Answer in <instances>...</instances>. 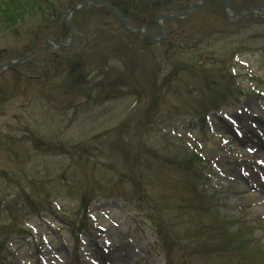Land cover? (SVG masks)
<instances>
[{"label": "rangeland", "instance_id": "1", "mask_svg": "<svg viewBox=\"0 0 264 264\" xmlns=\"http://www.w3.org/2000/svg\"><path fill=\"white\" fill-rule=\"evenodd\" d=\"M229 1L236 10L249 4L247 0ZM249 1L264 6V0ZM73 2L82 0H53L52 4L63 7L64 15ZM102 12L101 20L92 12L72 15L70 21L76 32L71 48L39 49L29 61L0 73V243L2 236L10 237V244L0 253V264H103L96 259L92 242L108 244L111 246L108 249L118 242L127 246V257L104 264H205L192 254L191 230L176 209L185 204L196 208L193 202H186L193 197L181 195L182 205L175 201L170 188L167 190L160 183L147 186L153 199L158 200L152 207L163 220L165 234L173 238L167 242L169 251L163 246L162 250L142 203L90 191L96 186L89 188L93 183L91 164L103 162V168L111 172V157L106 153L108 158L102 157L99 161V157L87 155L88 148L74 150L69 146L80 139L92 141L94 137L96 143L108 149L103 140L110 136L105 131L111 129L117 141L126 143L123 140L126 138L131 143L140 136L136 127L145 126L141 119L144 114H150L151 108L158 109L161 119L168 115L173 118L176 112H185L184 109L191 112L189 97H195L206 87L212 91L210 83L219 79L224 84L221 76L229 71L223 67L219 70L215 65L219 63H229L231 70H235L239 82L236 80V84L249 93L240 98L236 109L223 107L225 114H210L207 126H203L201 118L190 119L184 114L176 122L189 124L186 129L204 145L206 159L212 160V165L206 162V168L210 166L213 174L206 173L204 178L208 183L205 195L210 196L207 200L211 213L224 219L223 224L229 226L231 234L242 230L241 227L247 228L253 243L258 241L264 251V136L256 137L257 133L264 135V15H249L230 25L222 10L216 13L208 2L180 21L167 22V28L180 33L179 39L172 41L175 43L142 48L135 35L115 27L112 30L115 18ZM40 13L36 20L30 18L23 24L0 30V53L7 50L20 53L32 46L30 42L39 43L49 37L50 28L47 32ZM42 31L49 35L45 38L40 35L39 39ZM49 52L65 56L78 52L75 58L80 59V65L72 70L73 74L78 70L89 74L92 80L101 81L106 76L112 84L101 86L91 96L85 87L79 90V83L73 82L71 76L65 83L63 74L59 77L49 69L44 74L43 64ZM234 52L240 54L233 59ZM40 57L45 58L38 60ZM165 60H170L172 65H159ZM157 64L161 68L159 79L167 73L177 86L176 96L184 98L180 103L172 104L173 95L170 103H162L155 94H150L154 85L151 75ZM190 64H194L191 70L183 68ZM95 70L105 75H96ZM256 91H260L261 97L254 94ZM254 106L260 110L259 120ZM232 129L244 131L245 137L236 138ZM44 141L62 145L64 153L42 150ZM85 154L89 159L93 157L90 163L77 161L78 156ZM113 171L120 175L118 170ZM121 189L126 197L133 193L129 185ZM82 194L85 203L91 205L87 211L82 208ZM189 207L188 212L196 213ZM207 220H211L209 215ZM82 225L83 229L78 232Z\"/></svg>", "mask_w": 264, "mask_h": 264}, {"label": "trees", "instance_id": "2", "mask_svg": "<svg viewBox=\"0 0 264 264\" xmlns=\"http://www.w3.org/2000/svg\"><path fill=\"white\" fill-rule=\"evenodd\" d=\"M106 1L118 7L124 14L130 16L131 18V12L146 14V11L147 18L149 19L152 18L154 13L163 6L167 8L171 5L169 4L168 0ZM172 1H176L180 3V5L185 3L181 6L183 7L186 5L187 0ZM208 2L212 3L216 13H219V9L222 10L219 0H208ZM247 2H249V4H247L248 6L251 5V1L247 0ZM52 3L53 0H0V30H5L18 24H23L25 21H27V19L30 18L35 17L34 19L36 20L38 12L41 11L39 17L43 22H45L44 27L46 28L47 32L48 28H50L49 33L51 37L56 39L65 38L68 34L63 24L62 10L64 12V8L60 7L59 4ZM39 4H43L45 7H43V5L42 7H39ZM102 11H105V16L110 15V17L115 18L116 24L112 26V30H114L115 27L116 30H120L126 34V32L123 31L115 13H111L104 8L93 7L82 12V14L86 12H92V15L101 20V13H103ZM80 14L81 13H75L73 17ZM89 23L91 25L95 24V22L92 21H89ZM128 34L133 36V34ZM179 34L180 33L174 37L175 41L179 39ZM40 35L42 37L44 36L45 38L49 34L44 32L40 33L39 39L41 38ZM122 35L125 36L124 34ZM135 37H137V35H135ZM174 40L164 44L172 45V43H175L172 42ZM42 41L43 40H41V42ZM41 42H34L33 44L30 42L32 46L20 53L18 52L13 54L12 52H9V50H4L5 52L2 51L0 53V64L8 59L22 56L31 50V48L41 44ZM140 43L142 48L148 47V39L146 37L141 38ZM77 53L78 52L75 54L68 53L66 56L61 55L60 53V55L56 53L51 54L45 59L43 64V66L45 65V71L43 73L48 74L46 70L49 69L52 70L56 75H59V77L63 74L64 77L62 80L65 83L69 82V76H71L73 82L79 83V90L85 87V92L89 91L88 94H91V96L96 89H101V86H106L108 83L112 84L110 80L109 82L107 81L109 77L106 76L103 77V81H101L100 79L92 80L89 78V74H84L82 71L76 70V73L73 74L72 70L80 65V59L75 58ZM212 54L215 57V53L212 52ZM209 59L210 58L208 57V60ZM165 64L172 65V62H170V60H165V63L159 65L163 66ZM215 65L218 66L219 70L220 67H223V70L229 71L226 76H221V79L224 81L225 85L219 79L216 82L210 83L212 91L206 87V90H203L195 97H189L192 102L191 112H188L186 109H184L185 112H182V110L181 112H176V115L173 116V118L168 115L165 119H161L158 109L151 108L150 114H144L143 119H141L145 126H139L138 128L136 127L138 132L137 135L140 136L136 139H133L131 143L128 142L126 138L123 139L126 143H123L121 140L117 141L114 138V135H116L115 131L114 129H111L105 131V134L110 136L103 140L104 146L108 149H105L99 143H96V139H94V137L92 138V141H84L80 139L78 142L70 144L69 149L72 148L76 150L79 147H83L84 149L88 148L87 155L94 156L96 158L99 157V159H97L99 161H101L102 157H111V159H109L110 167L108 166L111 169V172L103 168V162H99L98 164L96 161L97 164H91V178H93V183L89 188H93V184L96 186L94 187L95 189H90V191L92 193H94L93 191H96L95 195L98 192L103 196H116L125 200H130L133 203H142L146 213H148L147 217L152 220L155 226V230L161 241V247L163 246L167 252L169 251V249H167V242L170 243L173 238L166 236L165 229L162 224L163 220L161 219L159 213L157 212L156 214V211L152 207V204L158 200L153 199L154 196H152L153 194L151 189H146L150 184H152L153 187V185L160 183L163 188L165 187L167 190L170 188L172 193L176 196L175 201L181 203L182 205L183 197L181 195L187 194L188 196H191V198L193 197V200L189 201L188 199L186 202H193L196 208H191L188 204H185L183 206L176 207V209L179 212V218L185 217L184 222L187 224L186 226H188L187 229L191 230L193 238L192 242L194 244L192 247V251L194 252H192V254L195 253V255L200 257L205 264H264V251L262 250V246L260 243H258V241L253 243L251 231H248L247 228L244 229L241 227L240 229L245 231L239 230L236 234H231L228 232L229 226L223 224L224 219H219L217 214L213 215L211 210H209V199L207 200V198H210V196L205 195L207 183L204 181L205 174L210 172V170L206 168V162L208 164L209 160L203 156V152L198 149L197 145H191L186 133L183 131H181V133L178 132V125L174 123V120L181 114L199 117L203 123L208 112L218 110L225 103H229L230 98L236 99L238 95L243 93L244 90L239 86V84H236V80L237 83H239L237 76L235 73L227 69L230 64L219 63ZM156 66H158V64ZM196 66L198 67L199 64H196ZM192 67H194V64L187 65V68L184 66L183 68L185 70H191ZM111 68L112 67H110V69ZM96 70L100 71L99 68ZM98 71H96V75L100 74V72L99 74L97 73ZM107 73H109V71ZM160 73L161 68L158 66L154 71V75H151L154 79V85H152L151 89L149 90L150 94H155L158 99L162 100V103H170V98L172 95L174 97L172 104H174V102H179V100L183 101L184 98L176 96L179 90L176 89V85L172 84L173 80L168 77L167 73L159 79L158 75ZM100 75L103 76L105 73ZM235 84L238 87H235ZM156 88L158 89L156 90ZM155 92L158 94L156 95ZM79 93H81V91ZM187 95L188 92L186 96ZM96 97L98 98V94ZM75 108H77V106ZM166 120L169 121L167 122ZM185 128L186 127H183L181 130H184ZM143 137H145V140H143ZM42 145V150H50L53 153H64L62 145H58L56 142H52L50 145L48 141H44ZM66 152L71 153V151H68V149ZM106 153L108 157L106 156ZM87 155L85 154V156H78L77 161L82 162L83 164H86V162L90 163V159L93 157H90L89 159ZM82 156H84V158H81ZM111 166L114 169L111 168ZM113 170H118L120 175L115 173ZM83 180L88 181L86 178H83ZM83 180L80 181L81 184L83 183ZM120 183L124 186L129 185L133 190V193L130 197L129 195L126 197L124 193L122 194L123 189H121V187L124 188V186H122ZM80 198L82 202V208H85L88 202L85 203V196L83 194L80 196ZM29 200L30 199L27 198V201ZM91 200L92 197L89 198V201ZM187 207H189L192 211H196V213L188 212ZM153 210L155 213H153ZM181 210H186V212H181ZM207 215H209V219H211L210 221L207 220ZM159 219L160 221L158 223L157 220ZM204 219L205 221H203ZM7 238V236H2L0 250L2 245L5 246ZM229 247H232V249L228 250ZM173 250L174 249H171L172 254ZM179 264H181V262H179ZM182 264L184 263L182 262Z\"/></svg>", "mask_w": 264, "mask_h": 264}, {"label": "water", "instance_id": "3", "mask_svg": "<svg viewBox=\"0 0 264 264\" xmlns=\"http://www.w3.org/2000/svg\"><path fill=\"white\" fill-rule=\"evenodd\" d=\"M205 0H200L199 3L197 4H194L192 6H189L187 9H185L183 12L181 13H178V14H175V15H172V14H169V15H161L157 18H160V19H163V18H181V17H185L189 12H191L193 9L195 8H198V7H201L202 4L204 3ZM221 3H222V6H223V10H224V13H225V16L227 18L233 16V17H237V18H241V17H244L248 14H256V15H259L260 13H264V8H254V9H248L246 11H243V12H236L234 11L230 4L228 2H226V0H220ZM93 4H97V5H100L102 7H105V8H108V9H111L113 11H115L119 16H120V19H121V23L122 25L125 27V29H127L128 31L130 32H140L141 30H144L145 33L152 39H154L155 41H161L162 39H156L152 36V34L150 33L148 27H145V26H141L140 28H136V29H133L131 28L130 26L127 25L126 23V18L124 16V14L117 8V7H114L106 2H103V1H98V0H84L82 4H73L65 13L64 15V23H65V26L67 27L68 31H69V41L68 42H63V41H58V40H55L53 38H46L45 41H44V44L43 45H40L36 48H34L33 50L29 51L27 54H25L24 56H22L21 58L17 59V60H9L7 61L6 63L2 64L0 66V68L2 70L6 69L7 67H13L15 65H18L20 63H23L27 60H29L31 58V56H33V54L39 50L40 48H46L48 46L52 44L56 45V46H59V47H63V48H67L71 45L72 41H73V38H74V31L69 23V17L71 15L72 12H80L84 9H86L87 7L93 5ZM158 29H159V32L162 33V26L160 24H158Z\"/></svg>", "mask_w": 264, "mask_h": 264}, {"label": "bare ground", "instance_id": "4", "mask_svg": "<svg viewBox=\"0 0 264 264\" xmlns=\"http://www.w3.org/2000/svg\"><path fill=\"white\" fill-rule=\"evenodd\" d=\"M163 20H164L163 23L162 22L161 23L157 22V29H158V24H160L162 26V29H163L162 33H160L159 29H158V35H157V34L153 33L151 28H148L150 33L152 34V36L154 38L162 39L161 41H155L154 39L149 37L148 45H147L148 47L152 46L154 44L155 45H162V44L166 43V40H167V37H168V29H169V28H167L166 24L170 20L168 18H164ZM153 29H155V27ZM136 35H137L136 39H138L139 41H140L141 38H143L142 34H136ZM245 140L247 141L248 139L246 138ZM125 246L126 245L123 242H118L112 247V249L110 250V253L107 254V255H103V250L100 247H97V246L94 247L93 251L95 253H97V255H99L103 259H113L112 261H114V260H119V259L127 257L126 255H127V253H129V251H127ZM119 247L121 248V250L118 249ZM114 251H115V253H114Z\"/></svg>", "mask_w": 264, "mask_h": 264}, {"label": "flooded vegetation", "instance_id": "5", "mask_svg": "<svg viewBox=\"0 0 264 264\" xmlns=\"http://www.w3.org/2000/svg\"><path fill=\"white\" fill-rule=\"evenodd\" d=\"M191 1L192 0H187L186 2V7H188L189 5H190V3H191ZM168 2H169V4H171L169 7H167V8H165V6H163L161 9H159V10H157V12L153 15V17L152 18H149L148 19V21L146 20V18L145 17H142L140 20H139V22H138V20H137V23H139L138 25H137V27L138 26H142V25H145V26H147L148 28H151L152 29V31H153V33H155V34H157L158 35V29H157V22H158V20H157V17H159V16H161L162 14H165V13H167V12H177V10L179 9V8H181L182 9V5H184L185 3H182V5H180V3H178V2H176V1H172V0H168ZM132 13V12H131ZM145 13L147 14V12L145 11ZM154 13V12H153ZM143 15H144V13H142ZM145 14V16L147 17V15ZM152 14V13H151ZM137 14H132V16L134 17V18H136L137 19V16H136ZM136 16V17H135ZM134 19L132 18V24H136V21H133ZM163 21L164 20H162L161 22L163 23ZM127 22L130 24V19H129V17L127 16ZM156 25V26H155ZM134 26V25H133ZM155 27V29H153ZM172 30H169V32H171ZM144 33V32H143ZM145 36V35H144ZM146 37V36H145ZM147 38V37H146ZM148 39V38H147ZM75 44V42H73V44L72 45H74ZM71 45V46H72ZM84 46V45H83Z\"/></svg>", "mask_w": 264, "mask_h": 264}]
</instances>
